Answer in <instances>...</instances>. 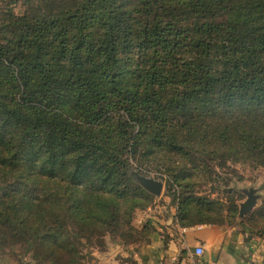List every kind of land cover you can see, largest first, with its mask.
<instances>
[{
  "label": "trees",
  "instance_id": "trees-1",
  "mask_svg": "<svg viewBox=\"0 0 264 264\" xmlns=\"http://www.w3.org/2000/svg\"><path fill=\"white\" fill-rule=\"evenodd\" d=\"M234 165L264 168V0L0 7V255L90 264L142 244L153 171L181 226L263 237L264 198L239 216Z\"/></svg>",
  "mask_w": 264,
  "mask_h": 264
},
{
  "label": "crops",
  "instance_id": "crops-1",
  "mask_svg": "<svg viewBox=\"0 0 264 264\" xmlns=\"http://www.w3.org/2000/svg\"><path fill=\"white\" fill-rule=\"evenodd\" d=\"M246 196L244 193H242ZM256 207L263 199L259 194ZM245 199V198H244ZM166 202L169 199L166 197ZM255 207V208H256ZM254 208V209H255ZM155 227L145 242L123 247L108 243L103 252H96L95 264H264V236H249L241 227L197 224L180 225L177 208L165 203L144 213ZM198 247L202 257H195Z\"/></svg>",
  "mask_w": 264,
  "mask_h": 264
},
{
  "label": "rangeland",
  "instance_id": "rangeland-1",
  "mask_svg": "<svg viewBox=\"0 0 264 264\" xmlns=\"http://www.w3.org/2000/svg\"><path fill=\"white\" fill-rule=\"evenodd\" d=\"M8 1H13V0H0V7L5 6L6 3H8ZM19 8H20V6H17V9H19ZM233 167L237 170V173L242 178L241 182H236V180H235V181H233V183L230 186V187H233V188L235 187L236 190L239 192V195L241 197H243L241 200H239V206H240V204L245 202L246 199H247V196H244L242 194V190H245V189L248 190V191L250 189H254L256 194H259L262 198H264V168H262V167L253 168V167H250L248 165L247 166L234 165ZM218 170H220V169H218ZM223 171L224 170H220L218 172H220L222 174ZM225 176L226 175L224 174L222 177H225ZM143 177H147V176H143ZM147 178H150V179H153L155 181L161 182L162 185H163V190H162L161 195H159V196L155 195L153 208L158 206L159 204L162 205V204H165V203H171V200L168 197L167 198L169 199V201L166 202V200H165L166 197L163 196L164 190H165V185H166L165 184V179H161L160 178V174L157 173V172H154V171L151 172L150 175ZM205 181L206 180L204 179V177L201 178L199 181H197L200 184H198L196 191L198 193H200V195H210L211 198H217V197L224 198V187H221V188L218 189L217 183H214V182L211 183L210 182V183L206 184ZM148 210H150V209H148ZM148 210L139 211L137 213V216L135 217L136 219H135V222H134L135 225L136 224L138 225L140 223V219L144 218V213L147 212ZM17 260H19V259H17L16 257H12V256L10 257V256H7V255H4V256L0 255V264H19ZM25 260H26L25 264H33L32 261L30 260L29 256H26ZM94 260L91 261V259H88L87 261H90L89 262L90 264H95Z\"/></svg>",
  "mask_w": 264,
  "mask_h": 264
},
{
  "label": "water",
  "instance_id": "water-1",
  "mask_svg": "<svg viewBox=\"0 0 264 264\" xmlns=\"http://www.w3.org/2000/svg\"><path fill=\"white\" fill-rule=\"evenodd\" d=\"M139 182L141 185L150 193L159 196L162 193L163 185L161 182L155 181L153 179L139 176L138 177ZM242 193H244L247 196V199L245 202L240 204V213L239 216L243 217L245 214L251 212L256 207L257 201L259 196L256 195L254 189L248 190H242Z\"/></svg>",
  "mask_w": 264,
  "mask_h": 264
},
{
  "label": "built area",
  "instance_id": "built-area-1",
  "mask_svg": "<svg viewBox=\"0 0 264 264\" xmlns=\"http://www.w3.org/2000/svg\"><path fill=\"white\" fill-rule=\"evenodd\" d=\"M204 254V249L202 247H198L195 249L194 255L195 257H202V255ZM194 264H198V261H196V263Z\"/></svg>",
  "mask_w": 264,
  "mask_h": 264
}]
</instances>
